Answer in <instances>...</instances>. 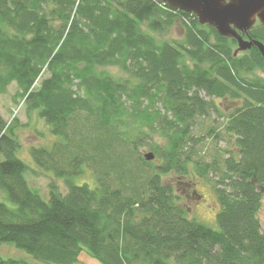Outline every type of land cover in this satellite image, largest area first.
<instances>
[{
	"label": "trees",
	"instance_id": "obj_1",
	"mask_svg": "<svg viewBox=\"0 0 264 264\" xmlns=\"http://www.w3.org/2000/svg\"><path fill=\"white\" fill-rule=\"evenodd\" d=\"M77 1L0 0V95L16 84L15 99L49 127L57 140L32 147L31 158L67 187L51 184L46 200L29 186L18 121L0 115V244L45 264H76L84 251L100 264H264V79L243 76L264 72L259 50L235 57V39L158 0ZM177 21L178 46L141 28ZM248 36L264 43V27ZM103 67L132 80L97 75ZM203 93L238 105L224 116ZM213 113L226 118L237 155L225 150L222 165H202L191 132ZM218 134L212 127L207 137ZM154 137L168 143L147 144L159 163L140 152ZM188 163L214 188L218 231L190 218L164 180L186 175ZM85 168L95 188L74 182ZM0 264L30 263L0 254Z\"/></svg>",
	"mask_w": 264,
	"mask_h": 264
},
{
	"label": "rangeland",
	"instance_id": "obj_2",
	"mask_svg": "<svg viewBox=\"0 0 264 264\" xmlns=\"http://www.w3.org/2000/svg\"><path fill=\"white\" fill-rule=\"evenodd\" d=\"M78 2L79 0L77 3ZM141 28L144 32L153 34L159 42H171L175 46H178L181 45L185 39V30L179 21L162 32L151 30L147 22L141 23ZM212 42H216L214 37H212ZM237 48V45L233 46L232 52L235 53ZM243 54L244 52H240L238 55ZM186 62L190 66H193L191 61L186 60ZM95 73L97 75L110 76L120 82L132 80L128 73L123 72L117 67L96 68ZM243 76L251 80H263L264 72L258 70L254 71L252 74H244ZM37 84H39V82ZM37 84L35 87L38 86ZM17 91V85L12 84L6 94L0 95V115L5 119L8 125L13 120L18 121V126L15 128L21 144V150L18 152V156L28 166L26 179L32 189L36 190L44 199L48 200L51 184L55 185L59 192L66 193L67 187L65 180L57 178L50 171L46 172L39 169L31 158L30 149L32 147L42 146L51 147L57 138L51 135L49 127L40 120L35 113H30L27 110L26 105L20 98L15 99ZM202 96L206 97L204 93ZM206 99L208 101L212 100L214 105L219 109L220 114L224 116L231 113L233 108L237 106V103L232 104L233 102L228 98L210 100V98L206 97ZM225 121V117H219V114L217 115L215 113L209 118L197 119L195 127H193L191 132L195 139V143L197 144L192 149V152L194 153L193 158L199 160L200 164L211 165V163L216 160L219 165H222L223 158L225 157V150L230 151L233 155H237L235 137H229L223 130ZM212 127H215L219 131L216 139H213L214 137L211 139L207 137V134ZM145 133H147V129H145ZM151 141L147 140L144 147L140 149V152L142 153V156H145L147 153H153L155 155L154 163H159L156 154L148 148L147 144L165 149L168 145L167 140L164 137H154L153 143H151ZM0 160H2L1 156ZM186 169L188 170L186 175L173 171L169 175L164 176V180L174 187L175 194L179 197L180 204L188 210L190 218L218 231L219 226L217 224L216 214L220 211V205L218 204L212 184L206 178L198 175L195 171V165L188 163ZM210 178L214 180V182H217L219 180V175L211 173ZM74 182L79 185L87 184L90 188H95L97 186L96 176L87 168L84 169L82 175L77 177ZM8 204L14 206L13 204H10V202H8ZM259 216L264 232V199ZM0 254L4 258H17L19 260H25L30 264H45L37 261L25 250L17 248L14 244H0ZM171 262L172 264H178L175 259ZM76 264L100 263L91 258L84 251L79 256Z\"/></svg>",
	"mask_w": 264,
	"mask_h": 264
},
{
	"label": "water",
	"instance_id": "obj_3",
	"mask_svg": "<svg viewBox=\"0 0 264 264\" xmlns=\"http://www.w3.org/2000/svg\"><path fill=\"white\" fill-rule=\"evenodd\" d=\"M172 10L194 14L201 25L212 26L220 36L235 39L238 43L234 56L256 47L264 58V43L245 39L259 22L264 27V0H158ZM153 161V153L145 154Z\"/></svg>",
	"mask_w": 264,
	"mask_h": 264
},
{
	"label": "flooded vegetation",
	"instance_id": "obj_4",
	"mask_svg": "<svg viewBox=\"0 0 264 264\" xmlns=\"http://www.w3.org/2000/svg\"><path fill=\"white\" fill-rule=\"evenodd\" d=\"M245 39H248L249 38V36L248 35H246L245 37H244ZM236 41V40H235ZM237 42V41H236ZM237 47H238V43H237ZM228 100V99H227ZM232 104H235L234 102L232 103ZM238 105V104H237Z\"/></svg>",
	"mask_w": 264,
	"mask_h": 264
}]
</instances>
